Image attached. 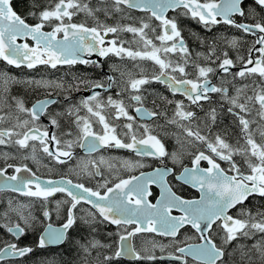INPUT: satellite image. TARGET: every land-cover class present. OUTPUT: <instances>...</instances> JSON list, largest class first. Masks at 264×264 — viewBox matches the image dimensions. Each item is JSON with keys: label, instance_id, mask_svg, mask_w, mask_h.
I'll return each instance as SVG.
<instances>
[{"label": "snow or ice", "instance_id": "snow-or-ice-1", "mask_svg": "<svg viewBox=\"0 0 264 264\" xmlns=\"http://www.w3.org/2000/svg\"><path fill=\"white\" fill-rule=\"evenodd\" d=\"M133 11L145 15L135 17ZM169 11L176 12L177 16L190 17L209 31L215 25L224 24L255 36L247 55L237 56L239 70L232 71L237 67V61L226 51L217 55L215 43L208 46L206 53L196 54L203 57L205 65L192 60L177 20L168 16ZM80 13L92 18L94 24L74 22L73 18ZM98 13H103L106 18L118 14L120 20L131 22L109 25L99 20ZM29 17L33 23L28 22ZM153 20L159 23L153 26ZM125 32L132 34L131 41L119 38V34ZM149 32L153 33L152 37ZM110 34L111 38L106 39ZM20 39L24 42L17 43ZM29 40L34 43L30 44ZM126 43L130 46L125 47ZM132 44L136 47H131ZM230 44L236 47L237 39L232 38ZM93 54L129 59L137 62L134 67L140 71L133 75L113 65L122 78L127 76L123 87L111 76L107 86L75 75L70 82L62 79L24 81L28 86L53 91L83 89L91 93L81 98L78 104L72 102L71 96H65L68 106L55 114L47 111L50 105L58 103L51 98V93L49 98L37 100L31 107L25 106L18 97H12L14 106L0 103V125L10 123L9 127H0V146L16 150L15 153L0 151V160L4 161V166L0 167V192L11 191L41 201L43 217L49 222L39 236L38 246L44 248L64 243L68 231L78 219H83L95 230L98 216L101 223L107 222L118 229L117 248L111 256H104L103 264H111L114 258L124 254L136 259L156 260L151 253L142 256L135 250L132 239L138 233H155L169 238L175 252L171 258L178 264H230V261L231 264H264V204L254 205V210L245 205L250 198L264 200V0H252V5L246 0H97L95 6H90V0L88 3L84 0H32L25 16L14 10L12 0H0V59L8 65L28 69L38 65L52 69L77 64L99 67L98 61L86 58ZM172 54H178L179 59H172ZM139 61L152 62L155 71L145 75ZM212 64H216V68ZM189 65L196 72L192 79L188 78L186 71ZM217 72L222 76L219 86L210 79V75ZM0 78L5 86L9 81L21 83L7 77L6 73H0ZM237 79L249 83L237 85L234 83ZM153 82L164 85L173 95H182L188 104L184 100H168L162 96L167 104L175 105L171 118L144 107L142 89ZM114 85L121 89L117 97L127 93L129 103L111 95L102 98L99 90L107 92ZM4 91L7 92L8 88L5 87ZM212 94H219L220 99L228 104L226 112L239 128L235 143L212 131L217 121L216 108H210L202 118L203 127L197 123L201 118L191 106L202 109L203 102L212 100ZM5 107L10 110L5 112ZM130 108L134 114L130 113ZM81 111L86 115H80ZM42 116H48L49 125L41 122ZM159 116H165L166 124L179 129L178 151L166 150L148 124L138 123V119ZM61 118L68 127L58 137L49 132V127L59 128ZM74 147L84 149L89 156L105 148L129 149L139 157L156 160L162 166L128 178L117 176L115 181L105 179L92 188L71 179H43L26 163H8L21 158L36 161L39 151L58 164H68L75 159ZM186 155L188 164L184 163ZM169 160L173 167L168 166ZM202 162H206L207 167H203ZM105 163L103 156L81 158L75 168L88 177H95L101 175L100 165ZM221 163L227 167H222ZM108 167L112 165L108 164ZM125 167L142 168L144 163L127 161ZM9 169H12L11 173ZM176 182L196 189L199 197L189 199L179 195L174 190ZM151 185L160 189L155 203L148 199ZM57 192L67 197L56 201L58 214L62 204L67 206L59 227L51 222L52 213L45 207L48 198ZM82 202L95 210L89 211L86 218L76 215L77 206ZM8 208L16 213L17 222L13 224L5 212V223L0 227L6 228L19 241L36 217L29 204L14 206L9 200ZM232 209H236L235 214H230ZM185 228H191L194 236L180 238L181 230ZM214 237L219 238V243ZM242 237L258 238L250 246L238 245L229 254L228 246ZM193 238L198 242L190 243ZM98 246L104 247L94 239L80 244L86 254ZM156 247L163 251L165 245L153 242V248ZM32 251L31 247L5 241L0 247V262L9 257H24ZM236 253L239 254L238 261ZM226 255L229 256L227 260Z\"/></svg>", "mask_w": 264, "mask_h": 264}, {"label": "flooded vegetation", "instance_id": "flooded-vegetation-1", "mask_svg": "<svg viewBox=\"0 0 264 264\" xmlns=\"http://www.w3.org/2000/svg\"><path fill=\"white\" fill-rule=\"evenodd\" d=\"M251 1V0H247ZM15 10V9H14ZM139 12V11H136ZM251 36V35H249ZM256 39L255 36H252ZM111 36L107 37L106 39H110ZM184 38V37H183ZM185 42L186 39L184 38ZM19 43H23V39L18 40ZM30 44L34 42L29 40ZM238 42V41H237ZM187 44V43H186ZM188 46V45H187ZM125 47H129L125 44ZM189 48V47H188ZM234 55L229 56L234 61H237V56L240 54L237 50V47H234ZM190 50V49H189ZM258 55V54H257ZM172 59L176 60L179 59L178 54H172ZM192 59V57H191ZM93 61H98L94 59ZM120 61H123L128 66L127 59L121 60L120 58L109 55L104 57L101 62H99L100 66L96 67L94 65H81L77 64L75 66H58L56 69H52L50 66L47 65H38L34 69H28L24 66L20 68L8 65L7 62L0 59V73H6L7 77L14 78V80L21 81V83H15L9 81V83L5 86L2 82H0V103L6 102L7 104H11L14 106V101L12 97H18L23 100L25 106L31 107L37 100L40 99H47L49 98V93H51V98H54L58 101L56 104H52L48 108V113L55 114L56 112H62L68 106L67 101L65 100V96H71L72 102L74 104H78L81 98H85L89 96L91 93L89 91L81 90V91H71V92H62V91H53L52 89H46L44 87H35V86H28L27 84L23 83L24 81H39V80H47V81H56V80H64L66 82H70L73 76H83L86 79L94 80L103 82L105 86H107L108 77H113L117 84H120L123 87V80L127 79V76L121 77L120 72L115 71L113 69V65H117ZM3 63L7 64L4 65ZM107 64V65H106ZM108 66V67H107ZM212 67L216 68L215 64L211 65ZM239 62L237 61V67L233 68L232 71H238ZM189 73L188 78L192 79L195 77L196 72L194 68L189 65L186 69ZM128 73V71H124ZM139 72L132 73L136 75ZM153 72H144L145 75H151ZM2 79V78H0ZM210 79L213 84L219 86L221 83L222 76L219 72L216 74H211ZM230 79V77H229ZM235 84L239 85L241 83H249V81H241L237 79L234 81ZM7 87L8 91L5 92L4 88ZM120 87H116L115 85L109 89L107 92L104 90H99L101 92L102 98H107L108 95H111L114 99L122 98L125 100V103H129L127 99V93H123L120 97H117V93L120 92ZM230 94L232 93V89L229 88ZM143 95L145 97L143 106L148 108L149 110L159 111L166 114L167 118H171L173 109L175 107L174 104H167L161 97H167L168 100H184L185 104H188L186 98H184L180 94L173 95L164 85L153 82L149 85H145L142 89ZM251 94V93H249ZM155 101V104H153ZM217 109V121L216 124L212 126V131L217 132L225 136L230 142L235 143L238 135H239V128L237 127L236 123L234 122V118L226 112L228 104L226 101L221 100L219 94H212V100L203 102V108H196L194 105L191 106L192 110L196 112L197 117L201 118V120H197V123L202 124V118L205 117V114L209 111L210 108ZM10 109L5 107L4 111L7 112ZM14 110V108H13ZM131 114H134L133 110L129 109ZM80 115H86L84 111H81ZM41 122L44 125H49L50 121L48 116H42ZM60 127H49V132H54L58 137H61L62 132H64L68 124L67 122L61 118L60 119ZM122 122V121H121ZM138 123L140 124H148L153 134L158 135L161 139L162 143L164 144L166 150L169 152L178 151L180 149V145L177 143V136L180 135L179 129L176 126L171 124H166L165 116H159L154 119L145 118L143 120L138 119ZM160 125L161 127H158ZM10 123H5L0 125V127H9ZM94 127H96L94 125ZM255 127V125H253ZM117 131L119 132L120 129L118 128ZM181 139H183L181 137ZM194 150V149H190ZM0 151L4 152H13L15 153V149L11 147H4L0 146ZM74 160L68 164H58L55 161L51 160L50 158L44 156L39 151L37 152V160L33 161L31 158L24 160V159H17L16 161L9 160L8 163H26L28 167L32 168L34 172L37 173L38 176H41L43 179H71L74 183H84L87 187L96 188L98 183H103L105 179L115 181L117 176L128 178L131 175H139L140 172H151L154 170L155 167H161L162 165L159 164L156 160L152 158H143L137 156L132 150L129 149H119V148H105L101 149L98 152L92 153L90 156L85 152L84 149L79 147L73 148ZM103 156L107 163L100 165L101 168V175L95 177H88L83 173L79 172V169H76V164L80 161L81 158L87 159H98L99 157ZM235 159L239 160V157ZM131 161H143L144 167L142 168H129L125 167V162ZM169 167H173L172 162L169 160L167 161ZM184 163H189V157L186 155L184 157ZM108 164H111L112 167L109 168ZM4 166V161L0 160V167ZM203 167H207L206 162H202ZM222 167H227L226 164L221 163ZM179 168V165H176ZM74 169V171H69V169ZM51 169V171H49ZM10 173L12 169L8 170ZM170 183L172 182V178L169 177ZM174 190L184 198H198L199 193L196 189L191 188L189 185H182L178 182L174 183ZM151 195L148 199L155 203L157 199H159L160 189L156 185L150 186ZM67 199L66 194L57 192L54 196L48 198V201L45 204V207L48 211L52 213V223L54 226H60L64 220V208L66 205H61L59 210V214L56 210V201H63ZM11 200L13 205L16 204H29L31 207V212L36 220L31 223L30 226L26 227L25 235L20 238L19 241H16L10 233L6 231V228L0 227V247L4 246V242H13L18 243L20 247H31L33 251L28 253L24 257H9L6 258L5 261L0 262V264H38V256L44 257V259L48 262L54 260L52 255H56L57 252L60 254L61 251H64V245H66L69 235H71V229L76 225H74L67 234V238L64 243L56 246H46L44 248H40L38 246V239L39 236L43 232V228L46 226V223L49 221L45 220L43 217V208L41 206V201L37 198L26 197L19 193H14L11 191H2L0 192V224H4L5 221L3 219V213L8 212L9 218L11 219L12 223L17 222V216L15 212H12L8 208V201ZM264 204V200L253 201L251 198L249 201L245 202V205L249 208H253L254 205ZM239 207V206H238ZM89 211H95L89 205L82 202L80 205L77 206L76 215L78 217H87V213ZM236 209H232L230 214H235ZM179 214V213H174ZM84 222L83 219H78L77 222ZM21 225L23 223L21 222ZM94 229L99 230L100 234L97 235H117L118 229L116 226L111 225L107 222H100V218L97 216V222L94 225ZM107 230H110L108 232ZM184 236H194V232L191 228H185L181 230L180 238ZM217 239L219 243V238L214 237ZM98 241V240H97ZM153 242L157 244L165 245L163 251L159 247L153 248ZM190 243L198 242L195 238L189 241ZM133 246L135 250L140 253L142 256L147 255L149 253L155 255L157 257L156 260L163 261V263L157 264H178L176 261H171L169 259H165L163 256L166 255H174V248L169 244V238L159 236L155 233H138L132 239ZM118 244V243H117ZM236 244V241H234ZM69 251L68 248H66ZM92 256L94 257V263L96 264V249L92 250ZM227 258V257H225ZM239 258V257H238ZM191 259V258H189ZM145 259H130L126 257H119L116 258V262L114 264H145V263H135L134 261H143ZM33 262V263H32Z\"/></svg>", "mask_w": 264, "mask_h": 264}, {"label": "trees", "instance_id": "trees-1", "mask_svg": "<svg viewBox=\"0 0 264 264\" xmlns=\"http://www.w3.org/2000/svg\"><path fill=\"white\" fill-rule=\"evenodd\" d=\"M84 2L88 3L89 0H84ZM32 3V0H12V6L17 11L18 14L25 16L27 15V12L30 8V5ZM247 4L252 5L251 1H246ZM97 4V0H90V6H95ZM98 18L100 21L107 23L109 25L116 24L117 22L120 23H130L131 21L128 20H120V17L118 14H114L110 17H105L103 13H98ZM132 15L135 17H142L145 14L142 12H136L133 11ZM169 17H175L177 20V23L182 31V36L186 39V43L192 53V60H195L196 63L200 65H205L206 61L203 59V57H198L197 53H206L208 50V46L210 44L215 43L216 49H217V55H219L221 52L226 51L229 56L234 55V50L232 49L234 47L231 46L230 41L232 38H237V50L239 51V56H246L248 53V49L252 47V45L255 42V38L249 35H246L237 29L224 25L219 24L215 25L211 28L209 31L208 29H205L204 26L200 23H197L196 20L191 19L190 17L185 16H177L176 12H170ZM74 22H84L87 23L89 26L94 24V21L90 17H86L84 13H80L78 16L74 17ZM259 19V17H257ZM29 23H33L31 17L28 18ZM251 22V21H249ZM153 26H156L159 22L153 20L152 22ZM159 31V29H157ZM196 34L195 36L193 34ZM111 36V34H110ZM153 33L149 32V37H152ZM199 37L200 39H197L196 37ZM119 38L124 41H131L132 40V34L131 33H120ZM203 41V43H201ZM127 44V43H126ZM130 46L129 44H127ZM131 47L135 48L136 45L132 44ZM128 66L123 62L120 61L116 66H118L121 71H128L131 73L139 72L140 70L134 67V64L137 62L131 61L127 59ZM141 66V68L144 69V72H154L155 68L152 65V62L150 61H139L138 62ZM7 66V64L3 63ZM107 65V64H106ZM216 65V64H215ZM108 67V66H107ZM195 70V69H194ZM66 208H64V215L66 213ZM80 222V221H79ZM110 232V230H107ZM99 230H93V228H90L87 224L84 222H80V224L77 222L76 225L71 229V235H69L66 245H64V251H61L62 253H58L56 255H52V258L54 260L46 261L44 257L38 256V264H93L94 263V257L92 256V252L90 254H86L81 248L80 244L86 243L90 240H98L99 245H103L104 247L98 246L96 248V264H103V258L105 255L111 256L113 251L117 248L118 243V236L117 235H97L100 234ZM241 244L245 246H250L249 243H251V239L248 238H240ZM110 246V247H109ZM237 246L234 244V241L232 244L228 246V253H233V250ZM66 248L69 249V251L66 250ZM226 260L229 259V256L226 255ZM239 254H235V259L239 260ZM114 261L116 262V258H114L111 261V264H114ZM135 263H145V264H157V263H163V261L160 260H143V261H134ZM33 263V262H32ZM231 264V261H230Z\"/></svg>", "mask_w": 264, "mask_h": 264}, {"label": "water", "instance_id": "water-1", "mask_svg": "<svg viewBox=\"0 0 264 264\" xmlns=\"http://www.w3.org/2000/svg\"><path fill=\"white\" fill-rule=\"evenodd\" d=\"M247 1V0H246ZM170 12H173V11H169V13ZM169 13H168V15H169ZM17 43H19L18 41H17ZM86 58H89V59H91V60H94V59H97L99 62H101L102 60H103V58L104 57H98L97 55H95V54H93L91 57H86ZM6 62V61H5ZM11 66H13V65H11ZM15 67V66H14ZM238 70H239V68H238ZM87 205H89V204H87ZM90 207H91V205H89ZM56 227H59V226H56ZM65 242V241H64ZM58 245H60V244H58ZM48 246H56V245H48ZM171 256L172 255H166V256H163L165 259H169V260H171V261H173V259L171 258ZM120 257H126V258H130V259H133V258H135V257H133V256H130V255H127V254H124V255H122V256H120Z\"/></svg>", "mask_w": 264, "mask_h": 264}, {"label": "rangeland", "instance_id": "rangeland-1", "mask_svg": "<svg viewBox=\"0 0 264 264\" xmlns=\"http://www.w3.org/2000/svg\"><path fill=\"white\" fill-rule=\"evenodd\" d=\"M237 39V38H236ZM237 41H238V39H237ZM158 43V42H157ZM258 238V237H257ZM257 238H253V239H251V243H249V245H251V244H253L254 242H255V239H257ZM97 241V240H96ZM236 246H238V245H242L241 244V239H238L237 241H236V244H235Z\"/></svg>", "mask_w": 264, "mask_h": 264}]
</instances>
